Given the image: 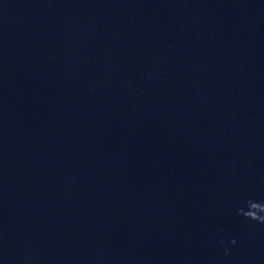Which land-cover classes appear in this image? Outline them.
Instances as JSON below:
<instances>
[{
	"label": "water",
	"instance_id": "obj_1",
	"mask_svg": "<svg viewBox=\"0 0 264 264\" xmlns=\"http://www.w3.org/2000/svg\"><path fill=\"white\" fill-rule=\"evenodd\" d=\"M249 200L264 0H0V264H264Z\"/></svg>",
	"mask_w": 264,
	"mask_h": 264
},
{
	"label": "clouds",
	"instance_id": "obj_2",
	"mask_svg": "<svg viewBox=\"0 0 264 264\" xmlns=\"http://www.w3.org/2000/svg\"><path fill=\"white\" fill-rule=\"evenodd\" d=\"M248 210L245 211L243 208L239 209V214L243 215L245 218L257 221L259 223H264V204L249 200ZM232 244H235L236 241L233 239ZM230 254L226 251V255Z\"/></svg>",
	"mask_w": 264,
	"mask_h": 264
}]
</instances>
